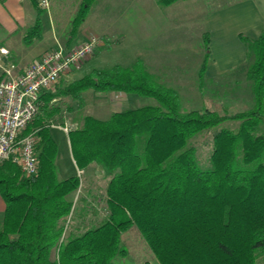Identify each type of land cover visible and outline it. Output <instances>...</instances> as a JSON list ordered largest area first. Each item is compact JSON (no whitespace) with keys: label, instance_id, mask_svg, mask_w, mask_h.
<instances>
[{"label":"trees","instance_id":"1","mask_svg":"<svg viewBox=\"0 0 264 264\" xmlns=\"http://www.w3.org/2000/svg\"><path fill=\"white\" fill-rule=\"evenodd\" d=\"M94 1L83 0L73 32ZM37 8L36 22L24 37L27 43L40 37L43 10ZM203 38L207 48L209 34ZM239 38L246 48V79L254 100L244 111H182L179 93L155 81L139 61L94 69L41 94L37 115L23 132L36 133L38 173L23 177L11 161L0 164L6 204L0 264H114L127 255L121 235L132 227L159 264H255L264 252V134H255L264 123V31L255 39ZM3 77L0 73V81ZM89 88L150 97L157 104L113 112L106 119L85 115L81 125L68 131L77 168L96 163L108 182L106 218L65 237L80 177L58 178L49 119L59 112L53 104L57 99L80 101ZM227 121L239 125L220 127ZM211 131L212 150L203 165L194 139Z\"/></svg>","mask_w":264,"mask_h":264},{"label":"rangeland","instance_id":"2","mask_svg":"<svg viewBox=\"0 0 264 264\" xmlns=\"http://www.w3.org/2000/svg\"><path fill=\"white\" fill-rule=\"evenodd\" d=\"M141 1L98 0L92 5L94 7L83 20L82 26H90L99 33L102 27L118 20L125 28L121 36L116 35L113 40L104 41L105 45L103 48H107L110 45L114 47L113 51L98 52V55L88 65L78 71H74L73 79L68 82L62 81L61 83L58 80L56 83L57 90L66 86L72 80L83 77L91 69L99 67L97 63H101L102 67H110L116 64L125 66L135 63V22L140 15L142 20H146L143 18V16L146 18V14L137 13V8ZM230 1L233 0H178L169 4L167 8H163L160 12L152 13L157 19L154 22L161 20L160 13H162L166 22L171 23L172 40L183 35L181 32L184 28L177 27L178 23H188V26L186 25L187 29H184L187 34H184L182 38L192 41L193 52H188L186 55H172L176 59H172L167 64L165 63L166 67L164 69L150 72L155 81L179 93L182 111L209 108L220 114H233L247 110L254 105L251 83L243 79V75L239 74V70L233 69L217 79H207L204 75L202 78L199 76L208 49L207 62L211 53L210 42L207 49L204 38L203 41L199 38L202 26L201 17L206 15L205 12L207 10ZM78 2L79 0H53L51 8L49 7L45 14L41 13L40 30L44 34V39L43 42L34 45L33 51L36 48H41V45L47 44L51 40V34L48 33L50 32L48 27L50 21L58 27L59 24L66 25V33L64 35L68 37L67 19L70 18L73 21L77 14L74 9L80 10L82 8L83 4L79 6ZM148 6L151 8V0L148 2ZM101 7L104 8V12L100 10ZM165 20L163 21L164 23H166ZM71 26L72 22L70 23ZM56 31L60 30L56 29ZM145 31L147 32V27ZM4 40V32L0 29V45L6 44ZM93 55L94 53L91 57ZM139 62L142 63L141 61ZM162 65H164V62H162ZM94 92L97 91L92 88L85 90L80 101H72L67 97H60L53 103L60 107L59 112L49 119V124H51L49 133L57 146L55 166L58 178L64 179L72 174L80 177V187L73 199L74 207L71 215L66 220L65 237L70 233L74 235L82 233L92 226L100 224L106 218L105 189L108 182L106 173L100 169L92 171L91 167H87L82 171L77 170L71 158L68 131L81 125L85 115L106 119L113 112L157 104L150 97ZM238 125L239 122L237 121H227L220 127L236 129ZM213 131L203 133L194 139V144L197 147V157L203 165L208 163L212 150L211 137ZM255 134H264V123L259 125L255 130ZM93 164L97 165L96 163ZM121 244L126 248L127 255L115 258L114 264H159L136 227H132L122 233ZM255 264H264V252L259 253Z\"/></svg>","mask_w":264,"mask_h":264},{"label":"crops","instance_id":"3","mask_svg":"<svg viewBox=\"0 0 264 264\" xmlns=\"http://www.w3.org/2000/svg\"><path fill=\"white\" fill-rule=\"evenodd\" d=\"M97 1L98 0L94 1L92 5ZM148 2H150V0H142L137 8L138 14H146V18L145 16H143V18L147 21L142 20L140 15L135 22V62L137 60L141 61L148 72H154V70L157 69H164L166 67L165 63L167 64L171 62L172 59H176L172 57V55H186L188 52H193V47L192 41L182 38L184 34H187L185 30L187 29L188 23H178L177 27H183L185 30L183 29L181 32L183 34L181 37H176L175 40H172L171 23L166 22L162 13H160L161 20L154 22L156 18L154 14H152L160 12L163 8H167L168 5H161L159 0H151L152 6L150 8ZM77 4L81 6L83 0H79ZM52 5L53 0H50V8ZM92 5L87 10V14L93 9L94 6ZM37 7L36 0H0V29L4 32V42L6 43L5 45H0V47L8 49L9 53L5 59V63L15 65L14 74L21 73L26 66L38 60L45 52L56 48L58 45H62L66 49L77 48L80 47L91 34H95L99 37L100 43L95 49L94 55L84 62L83 66L80 68L82 69L98 55V52L106 53L113 51L114 47L110 45L107 48H103L105 45L104 41H111L116 35L121 36L125 28V26L117 20L108 26L102 27L100 32L97 33L90 26H82V22L76 31L73 32L72 26L70 27L72 21L69 18L67 19V37L64 35L66 33V25L63 26L64 24H59L58 27L50 21L48 24L50 32L48 33L51 34V40L48 41L47 44L44 43L45 46L43 44L41 48H36V50L33 51L34 45L43 42L44 34L40 31V37L32 39L29 43L25 41L24 37L36 22L38 17ZM74 10L77 11V13L79 11V9ZM100 10L104 12L103 7H101ZM43 13L45 14L46 10H43ZM205 13L206 15L201 17L202 26L200 29L201 32H199V38L203 41L204 33L209 34L211 53L206 65L204 77L207 79H217L226 72L237 69L240 71L239 74L241 76L243 75V79L247 80L245 66L247 58L246 48L239 38V35L244 34L249 38L255 39L264 31V0H233L207 10ZM48 16L50 17L49 14ZM164 20L166 23L163 22ZM146 27L147 32L145 31ZM56 29L60 31H56ZM177 39L179 40L177 41ZM162 62H164V65L161 66ZM97 65L99 67L93 68L91 71L94 69L106 68L102 67L101 63H97ZM78 70H73L61 76L59 82L70 81L73 79L72 76L73 73H75L74 71ZM91 71H89V73ZM75 80L77 79L72 81ZM56 87L55 84L52 89L45 90L41 94L44 92H55L57 90ZM110 94L115 93L110 92ZM71 158L77 168L72 154ZM88 167H91L92 171H96L97 169L103 171L100 166L93 163ZM77 170L82 171L78 168ZM70 176H74V174ZM5 208L6 204L0 193V230L4 220Z\"/></svg>","mask_w":264,"mask_h":264},{"label":"built area","instance_id":"4","mask_svg":"<svg viewBox=\"0 0 264 264\" xmlns=\"http://www.w3.org/2000/svg\"><path fill=\"white\" fill-rule=\"evenodd\" d=\"M36 2L42 10L50 7V0ZM99 43V37L91 34L80 47L58 45L19 74H14V64L5 63L8 49L0 47V72L4 76L0 81V164L11 161L23 177L38 173L36 133L23 132L37 115L40 95L52 89L61 76L80 69Z\"/></svg>","mask_w":264,"mask_h":264}]
</instances>
